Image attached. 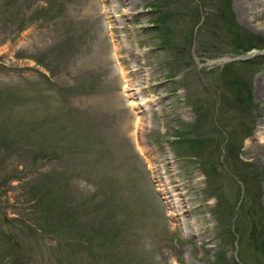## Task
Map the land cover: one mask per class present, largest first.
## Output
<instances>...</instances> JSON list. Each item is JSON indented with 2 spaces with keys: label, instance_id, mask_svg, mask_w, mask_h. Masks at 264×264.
<instances>
[{
  "label": "rangeland",
  "instance_id": "obj_1",
  "mask_svg": "<svg viewBox=\"0 0 264 264\" xmlns=\"http://www.w3.org/2000/svg\"><path fill=\"white\" fill-rule=\"evenodd\" d=\"M238 1L0 0V264H264Z\"/></svg>",
  "mask_w": 264,
  "mask_h": 264
},
{
  "label": "bare ground",
  "instance_id": "obj_2",
  "mask_svg": "<svg viewBox=\"0 0 264 264\" xmlns=\"http://www.w3.org/2000/svg\"><path fill=\"white\" fill-rule=\"evenodd\" d=\"M240 4V6H239V8L243 11L242 13H243V15H246V16H248V15H252V17L251 18H254L255 16H256V14L258 13V11H257V9L262 5V1L261 0H239L238 1V5ZM263 9V8H262ZM260 12V11H259ZM260 85L261 86H263V87H261L262 88V90H263V93H264V77L263 78H261V80H260ZM263 96H264V94H263ZM149 99H146V102H144V100L141 102V104L143 105V104H145L146 105V103H147V101H148ZM151 102V101H150ZM132 105H134V104H138V103H136L135 101L133 102V101H131L130 102Z\"/></svg>",
  "mask_w": 264,
  "mask_h": 264
}]
</instances>
